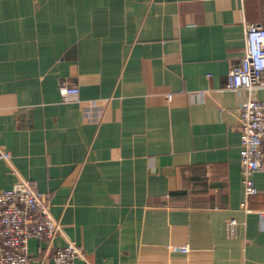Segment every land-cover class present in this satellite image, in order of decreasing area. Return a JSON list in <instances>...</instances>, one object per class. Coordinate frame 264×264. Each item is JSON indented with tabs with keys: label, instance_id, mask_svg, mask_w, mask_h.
Instances as JSON below:
<instances>
[{
	"label": "crops",
	"instance_id": "1",
	"mask_svg": "<svg viewBox=\"0 0 264 264\" xmlns=\"http://www.w3.org/2000/svg\"><path fill=\"white\" fill-rule=\"evenodd\" d=\"M249 24L264 0H0V191L31 180L62 230L29 240L34 263L71 240L76 264H264V173L242 209L250 98L225 89Z\"/></svg>",
	"mask_w": 264,
	"mask_h": 264
},
{
	"label": "built area",
	"instance_id": "2",
	"mask_svg": "<svg viewBox=\"0 0 264 264\" xmlns=\"http://www.w3.org/2000/svg\"><path fill=\"white\" fill-rule=\"evenodd\" d=\"M245 53L239 63L229 71L225 89L230 92L246 90L249 100L238 107L240 132V170L244 186L245 201L242 209L248 213V197L258 192L253 181L255 173H264V100L256 95L264 91V26L249 24L245 27ZM63 103H79L80 88L70 80L60 85ZM204 91L195 92L190 99L199 100ZM171 101L172 95L165 97ZM96 102H91L94 106ZM12 154L0 148V159L11 163ZM17 177L12 188L0 191V264H37L29 254V240L36 238L52 244L62 233L60 222L51 212V194L38 190L34 183L22 177L15 170ZM263 219L264 210L259 211ZM240 222L231 219L226 226L229 237L237 236ZM174 253H190L188 245H170ZM86 261L81 245L67 240L63 246L55 248L52 264H76L77 259ZM41 264V263H38Z\"/></svg>",
	"mask_w": 264,
	"mask_h": 264
}]
</instances>
